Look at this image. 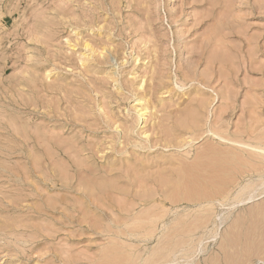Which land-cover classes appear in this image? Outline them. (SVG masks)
<instances>
[{
	"label": "rangeland",
	"instance_id": "obj_1",
	"mask_svg": "<svg viewBox=\"0 0 264 264\" xmlns=\"http://www.w3.org/2000/svg\"><path fill=\"white\" fill-rule=\"evenodd\" d=\"M0 264H264V0H0Z\"/></svg>",
	"mask_w": 264,
	"mask_h": 264
},
{
	"label": "bare ground",
	"instance_id": "obj_2",
	"mask_svg": "<svg viewBox=\"0 0 264 264\" xmlns=\"http://www.w3.org/2000/svg\"><path fill=\"white\" fill-rule=\"evenodd\" d=\"M256 246V245H255Z\"/></svg>",
	"mask_w": 264,
	"mask_h": 264
}]
</instances>
